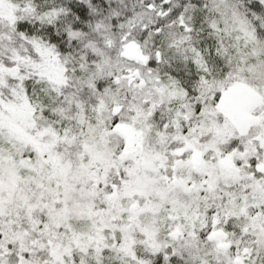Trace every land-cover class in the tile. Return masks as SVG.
Here are the masks:
<instances>
[{
    "label": "snow or ice",
    "instance_id": "snow-or-ice-1",
    "mask_svg": "<svg viewBox=\"0 0 264 264\" xmlns=\"http://www.w3.org/2000/svg\"><path fill=\"white\" fill-rule=\"evenodd\" d=\"M0 264H264V0H0Z\"/></svg>",
    "mask_w": 264,
    "mask_h": 264
}]
</instances>
